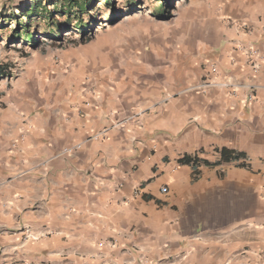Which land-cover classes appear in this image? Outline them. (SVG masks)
I'll return each instance as SVG.
<instances>
[{"label": "crops", "instance_id": "0c3cea01", "mask_svg": "<svg viewBox=\"0 0 264 264\" xmlns=\"http://www.w3.org/2000/svg\"><path fill=\"white\" fill-rule=\"evenodd\" d=\"M251 1L150 75L78 78L102 50L70 52L0 95V264H264V0ZM210 64L233 86L186 92Z\"/></svg>", "mask_w": 264, "mask_h": 264}, {"label": "rangeland", "instance_id": "374dc122", "mask_svg": "<svg viewBox=\"0 0 264 264\" xmlns=\"http://www.w3.org/2000/svg\"><path fill=\"white\" fill-rule=\"evenodd\" d=\"M35 1L0 0V67L8 75L0 77V95L20 94L25 80L33 82L49 75L41 74L35 66L41 62L62 65L64 55L70 52L102 50L87 61L78 78L150 75L177 60L185 35L200 31L219 15L229 20L252 6L251 0H92V6L98 8L84 17L88 30L84 40L74 28L63 33L62 39H51L45 19L33 21L34 41L13 39L18 24L27 19L20 17L21 8ZM41 1L43 6L49 2V10L61 9V0ZM155 8L162 9L160 15H154ZM90 16L96 20H89ZM71 25H77L76 21ZM66 67L62 74L71 76L72 70Z\"/></svg>", "mask_w": 264, "mask_h": 264}, {"label": "trees", "instance_id": "16d2710c", "mask_svg": "<svg viewBox=\"0 0 264 264\" xmlns=\"http://www.w3.org/2000/svg\"><path fill=\"white\" fill-rule=\"evenodd\" d=\"M92 4V0H61V9L52 11L48 9L49 2L45 6L42 5L41 0L29 3L21 8L20 17H27V19L18 24L14 31L13 39H22L26 42L34 41L31 30L33 21L35 19H45L49 28L47 33L51 39H62L63 33L74 28L80 31L79 38L84 40V36L88 31L87 26L84 25V20L86 19L84 17L91 15L89 11L92 9L97 11L98 8V6L93 7ZM161 10L160 8H155L153 10L154 15H160ZM57 16L64 19L60 20ZM89 20L95 21L96 19L90 16ZM73 21H76L77 25H71ZM4 71L5 69L0 67L1 78L8 76L4 74Z\"/></svg>", "mask_w": 264, "mask_h": 264}, {"label": "built area", "instance_id": "2783aa9c", "mask_svg": "<svg viewBox=\"0 0 264 264\" xmlns=\"http://www.w3.org/2000/svg\"><path fill=\"white\" fill-rule=\"evenodd\" d=\"M247 54H250L251 57L256 56V51L252 47L247 48ZM253 67H256V63H252ZM233 86L232 83H230L225 76H219V71L217 69V66L215 64L209 65V72L206 74L202 80L199 83L189 85L185 91H193V92H206L209 88L212 87H229ZM127 119H124L123 121L119 123H115L116 125H120L121 123L125 122ZM107 128H104L101 132L94 135L93 138L98 137L99 135H102L106 132ZM68 150L65 149L63 152H67ZM162 192L166 191V188L163 187L161 189ZM33 237V236H32Z\"/></svg>", "mask_w": 264, "mask_h": 264}]
</instances>
